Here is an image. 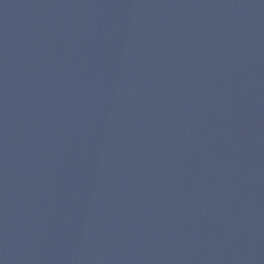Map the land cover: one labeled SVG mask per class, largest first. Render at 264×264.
I'll list each match as a JSON object with an SVG mask.
<instances>
[{
    "label": "water",
    "instance_id": "obj_1",
    "mask_svg": "<svg viewBox=\"0 0 264 264\" xmlns=\"http://www.w3.org/2000/svg\"><path fill=\"white\" fill-rule=\"evenodd\" d=\"M0 264H264V0H0Z\"/></svg>",
    "mask_w": 264,
    "mask_h": 264
}]
</instances>
